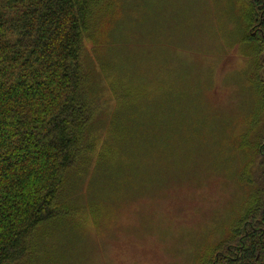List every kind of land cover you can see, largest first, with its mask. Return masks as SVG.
<instances>
[{
	"label": "trees",
	"instance_id": "trees-1",
	"mask_svg": "<svg viewBox=\"0 0 264 264\" xmlns=\"http://www.w3.org/2000/svg\"><path fill=\"white\" fill-rule=\"evenodd\" d=\"M228 1L225 46L246 63L253 93L233 145L244 157L233 179L242 214L193 264H264V0ZM123 11L119 0H0V264H49L71 225L102 215L94 177L130 147L128 109L144 103L115 79L110 26ZM169 94L164 87L166 103Z\"/></svg>",
	"mask_w": 264,
	"mask_h": 264
},
{
	"label": "rangeland",
	"instance_id": "rangeland-1",
	"mask_svg": "<svg viewBox=\"0 0 264 264\" xmlns=\"http://www.w3.org/2000/svg\"><path fill=\"white\" fill-rule=\"evenodd\" d=\"M119 2L115 79L144 102L128 109L137 136L96 172L92 200L102 215L70 224L65 252L49 264H193L199 246L227 236L242 214L233 179L244 157L233 145L253 93L246 63L225 46L234 9L228 0Z\"/></svg>",
	"mask_w": 264,
	"mask_h": 264
}]
</instances>
